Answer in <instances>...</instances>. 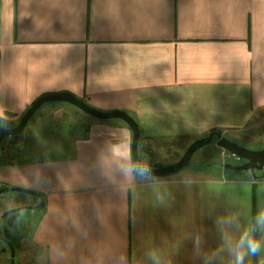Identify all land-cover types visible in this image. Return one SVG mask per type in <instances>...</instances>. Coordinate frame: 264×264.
Returning <instances> with one entry per match:
<instances>
[{
  "label": "crops",
  "instance_id": "1",
  "mask_svg": "<svg viewBox=\"0 0 264 264\" xmlns=\"http://www.w3.org/2000/svg\"><path fill=\"white\" fill-rule=\"evenodd\" d=\"M58 93L127 112L150 166L174 163L162 156L172 141L186 151L214 130L256 150L264 142V0H0V124L16 127L40 97ZM35 137L33 147L3 143L0 188L44 199L34 197L39 264H234L245 233L262 248L244 264H264L256 222L264 171L254 179L195 165L143 176L121 120Z\"/></svg>",
  "mask_w": 264,
  "mask_h": 264
},
{
  "label": "rangeland",
  "instance_id": "2",
  "mask_svg": "<svg viewBox=\"0 0 264 264\" xmlns=\"http://www.w3.org/2000/svg\"><path fill=\"white\" fill-rule=\"evenodd\" d=\"M51 108L52 109L57 108L60 110V113L63 114L62 120L55 121L56 117L60 116V113H54V116L52 117L50 115H47L46 114L47 112H44L45 110ZM94 119L95 118L89 116L88 114L82 112L81 110L70 104L51 102L45 104L43 108H41L36 113V115L32 118L31 122L29 123V125L21 135H19L16 139L7 138L5 141H9L10 139H14L16 141L19 140L24 146L33 147L35 142L39 138V137H35L37 135L62 137L64 135H67L68 132L81 134L83 130H85L88 121ZM39 125L41 128L38 127ZM216 140L217 138L215 137V142L204 146L202 149L196 152V154L192 159V166L196 165L203 167L204 162L206 164H213L214 162V165L215 166L219 165V168L221 169V167L224 166L226 163L236 162L234 158H230L231 156L230 154H228L226 151H224L223 149L217 146ZM231 140L234 141L233 139ZM234 142L249 149L253 148L250 146H246L241 142H237V141ZM3 143L0 145V148L3 147L2 146ZM180 146H181V142L178 140H174L172 141V143H169L167 145L168 148L165 149V151H163V155H162L167 157L166 162L174 161V163H176L182 158L185 151L183 147L181 148ZM260 148H264V142L261 143ZM140 151H142V148H140ZM144 151L152 152V149L151 147L149 148V146H145ZM143 158L148 159L145 155L142 154L141 159ZM215 166L212 165L213 168ZM225 172L227 173V175H233L236 173H240L237 174L240 176L248 175L247 172H232L226 170ZM262 172L263 171H258L257 177ZM189 175H187V178L190 177ZM38 204L40 203L39 202L37 203V200L34 197L22 193L13 192V193L2 194L0 195V220L2 215L7 211L24 206L37 207ZM40 213H41L40 208H36L35 210L26 209L16 213L17 224L16 227L12 229L14 233L11 237V241L15 247V253H16L15 264H39V259L38 256L36 255V251L33 246L32 237ZM4 228H7V224L5 223V221H2L1 224L2 232ZM0 264H11L10 250L8 246L1 239H0Z\"/></svg>",
  "mask_w": 264,
  "mask_h": 264
},
{
  "label": "water",
  "instance_id": "3",
  "mask_svg": "<svg viewBox=\"0 0 264 264\" xmlns=\"http://www.w3.org/2000/svg\"><path fill=\"white\" fill-rule=\"evenodd\" d=\"M51 102H58V103H67L72 106H75L82 112L88 114L89 116L101 120V121H108V120H121L126 123L132 131L133 140H132V156L133 160L136 164V171L147 177L153 178H163L168 177L171 175H175L184 169L188 168L190 165L194 155L204 146L215 142V137L217 138L216 144L219 148L226 151L231 156L237 158L242 164L236 165L233 163H226L225 169L234 171V172H247L252 175L254 179L257 178V172L264 170V148L260 149H249L244 146L239 145L238 143L230 140L226 136L223 135L221 132L211 133L207 137H203L201 139L196 140L193 142L188 149L183 154L182 158L177 161L176 163H172L169 165L151 168L148 167L140 157L139 151V144L141 139V131L139 128L138 123L136 120L130 116L125 111H101L92 106H90L85 101L77 98L76 96L69 94V93H58L53 95H46L40 97L24 114L21 121L16 127L13 128H6L0 124V145L5 142L7 138H15L21 135L29 123L31 122L32 118L36 115V113L43 108V106L47 103ZM22 193L28 196L37 197L41 200L42 206L45 204L44 199L41 197L40 194L19 188V187H2L0 188V195L7 194V193ZM35 210L36 207H19L4 213L0 220V239L8 246L11 254V264H15V247L14 245L5 237L1 230L2 221L10 214L18 213L22 210Z\"/></svg>",
  "mask_w": 264,
  "mask_h": 264
},
{
  "label": "clouds",
  "instance_id": "4",
  "mask_svg": "<svg viewBox=\"0 0 264 264\" xmlns=\"http://www.w3.org/2000/svg\"><path fill=\"white\" fill-rule=\"evenodd\" d=\"M256 222L257 224L264 226V212L258 214ZM241 248H246V251H241ZM261 248L262 245L259 241L253 239L249 234L245 233L237 245L234 264H244L245 257L248 254L256 255L261 251Z\"/></svg>",
  "mask_w": 264,
  "mask_h": 264
},
{
  "label": "trees",
  "instance_id": "5",
  "mask_svg": "<svg viewBox=\"0 0 264 264\" xmlns=\"http://www.w3.org/2000/svg\"><path fill=\"white\" fill-rule=\"evenodd\" d=\"M216 132H221V130H214V131H212L211 133H216ZM210 133V134H211ZM209 134V135H210ZM17 137H15L14 139H16ZM140 141H141V139H140ZM258 149H260V147L258 148ZM143 150H144V148H143ZM3 162H8L10 159H9V157H2V159H1ZM12 160V159H11ZM9 163H13L12 161L11 162H9ZM147 165V164H146ZM203 165L205 166H208V165H213L214 166V162H213V164H206L205 162L203 163ZM148 167H151V168H156V167H159V166H162V165H154V166H150V165H147ZM192 167V161H191V163H190V165L188 166V168H191ZM218 167H219V165H218ZM135 168H136V164H135ZM222 168H224V166H222ZM226 170V169H225ZM226 171H230V170H226ZM3 221H5V223L7 224V228H4V230H3V234L5 235V237L12 243V241H11V237H12V235H13V231H12V229L13 228H15L16 227V224H17V214L16 213H14V214H10V215H8ZM13 244V243H12Z\"/></svg>",
  "mask_w": 264,
  "mask_h": 264
},
{
  "label": "flooded vegetation",
  "instance_id": "6",
  "mask_svg": "<svg viewBox=\"0 0 264 264\" xmlns=\"http://www.w3.org/2000/svg\"><path fill=\"white\" fill-rule=\"evenodd\" d=\"M222 133V132H221ZM233 164H236V165H239V164H242V162L241 161H239V160H236V162L235 163H233ZM225 166V165H224ZM224 169H225V167H224ZM264 171V170H263ZM232 172H234V171H232Z\"/></svg>",
  "mask_w": 264,
  "mask_h": 264
},
{
  "label": "built area",
  "instance_id": "7",
  "mask_svg": "<svg viewBox=\"0 0 264 264\" xmlns=\"http://www.w3.org/2000/svg\"><path fill=\"white\" fill-rule=\"evenodd\" d=\"M230 158H234L235 160H238L237 158L233 157V156H230Z\"/></svg>",
  "mask_w": 264,
  "mask_h": 264
}]
</instances>
